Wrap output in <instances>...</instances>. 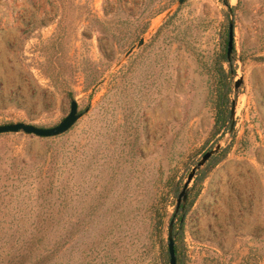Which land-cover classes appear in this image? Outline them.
<instances>
[{
  "label": "rangeland",
  "instance_id": "374dc122",
  "mask_svg": "<svg viewBox=\"0 0 264 264\" xmlns=\"http://www.w3.org/2000/svg\"><path fill=\"white\" fill-rule=\"evenodd\" d=\"M228 8L234 60L231 70L222 63L220 77L216 56ZM259 56L264 0L1 2L0 124L48 127L67 113L69 99L44 75L45 59L67 77L81 115L56 136L0 133V264H12L5 260L17 235L42 229L33 225L36 190L49 167L62 180L64 200L43 231L64 242L42 264H167L165 223L176 194L189 168L217 142L220 151L189 183L197 194L178 229L183 264H236L248 250L251 264H264ZM236 76L243 85L232 131L215 133L210 92L219 84L230 89ZM92 78L98 83L84 88ZM170 179L178 185L157 226L150 203Z\"/></svg>",
  "mask_w": 264,
  "mask_h": 264
},
{
  "label": "trees",
  "instance_id": "16d2710c",
  "mask_svg": "<svg viewBox=\"0 0 264 264\" xmlns=\"http://www.w3.org/2000/svg\"><path fill=\"white\" fill-rule=\"evenodd\" d=\"M223 3L227 4V0H221ZM144 31V28L141 32ZM51 44V43H49ZM226 49V39L223 41L219 50L217 52V64L218 71L217 74L221 77L223 73L222 63H226L229 70H231V64L234 60L233 55L229 60L226 59L225 56ZM234 52V46L232 43V53ZM240 60H243V56H239ZM258 59L264 61V56H259ZM52 64L49 59H45L44 65L48 68L44 71V75L50 81L52 87L60 93L65 94V96L71 100L73 99V90L69 87L67 77L64 73L60 71L54 70L52 68ZM218 76V77H219ZM219 77V78H220ZM98 83V78H92L84 88L87 86H95ZM229 87L225 85L222 87L220 84L216 85L214 89L211 90L210 95H212L211 107L213 109V129L215 133H217L227 122L228 115V104H229ZM91 95L89 94L88 97ZM24 163H21V167ZM52 167L42 169L39 179H38V187L36 190V199H37V208H38V216L37 219L33 222V225H39L38 228L33 232L28 234H20L15 238L16 248L14 249L11 256L6 258L5 263L12 264H42L46 263L50 260L53 255L61 249V246L64 240L60 241L61 235H58L56 238L52 234H48V232H44L43 228L46 227L51 221H53L54 217H50V214L54 212V214L60 213V208L63 206L64 200V186L62 184L61 178H58L55 175V171ZM19 172V171H18ZM165 192L163 191L159 197L156 198L155 202H151L150 206H152L151 210L153 211V215L156 216L157 222L160 223L162 218V214L165 212V202L169 193L174 192L177 188L178 183L173 180H169L166 184ZM165 185V186H166ZM164 189V188H163ZM197 194V190L194 186H190L186 193L185 203L178 214H176V223L173 225V233H174V255H175V263L183 264V259L180 255L178 240H179V230L182 226V221L179 222V218L185 214V212L189 209L192 204V201ZM153 216V217H154ZM155 229V227H154ZM40 231V232H38ZM42 231V232H41ZM45 240L46 246H39V243ZM19 243V245H18ZM10 248V247H9ZM8 248V251H9ZM253 259L251 256V251L248 250L243 256H241L240 260L236 264H251L249 262L250 259ZM206 260V259H205ZM208 260H206L207 262ZM214 263L210 264H222L219 260H213ZM252 264H262L261 261L259 263L252 262Z\"/></svg>",
  "mask_w": 264,
  "mask_h": 264
},
{
  "label": "water",
  "instance_id": "95a60500",
  "mask_svg": "<svg viewBox=\"0 0 264 264\" xmlns=\"http://www.w3.org/2000/svg\"><path fill=\"white\" fill-rule=\"evenodd\" d=\"M183 0H176V4H180ZM225 4V3H224ZM227 5V4H225ZM142 43V39L136 43V46H139ZM232 43H233V13L231 8H228L227 12V29H226V49L225 56L226 59L229 60L231 57L232 51ZM132 50V47L129 48L126 52V55ZM243 85L242 76H236V78L232 81L230 86V98H229V107H228V115L227 122L224 124L223 128L227 126V133H230L233 128L234 122V114H235V94L237 89ZM81 112L77 109V103L74 99L69 100V106L67 113L54 125L48 127L37 126L32 123H27L23 121H14V122H6L0 124V133L6 132H22L24 134H29L37 137H51L62 134L66 132L80 117ZM220 142L214 144L210 149L204 151L199 159L192 165L186 176L179 191L176 194L175 204L173 212L169 218V221L165 223L166 226V254H167V264H176L175 263V255H174V233H173V222L176 214L180 212L182 209L186 193L189 188V183L192 180L196 170L202 166L207 159H209L213 154H216L220 151ZM182 221V216L179 218V222Z\"/></svg>",
  "mask_w": 264,
  "mask_h": 264
},
{
  "label": "crops",
  "instance_id": "0c3cea01",
  "mask_svg": "<svg viewBox=\"0 0 264 264\" xmlns=\"http://www.w3.org/2000/svg\"><path fill=\"white\" fill-rule=\"evenodd\" d=\"M4 0H0V3L3 2Z\"/></svg>",
  "mask_w": 264,
  "mask_h": 264
}]
</instances>
